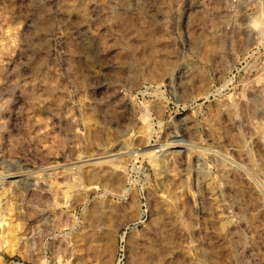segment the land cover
Returning a JSON list of instances; mask_svg holds the SVG:
<instances>
[{
  "label": "rangeland",
  "instance_id": "374dc122",
  "mask_svg": "<svg viewBox=\"0 0 264 264\" xmlns=\"http://www.w3.org/2000/svg\"><path fill=\"white\" fill-rule=\"evenodd\" d=\"M11 258L264 264V0H0Z\"/></svg>",
  "mask_w": 264,
  "mask_h": 264
},
{
  "label": "built area",
  "instance_id": "2783aa9c",
  "mask_svg": "<svg viewBox=\"0 0 264 264\" xmlns=\"http://www.w3.org/2000/svg\"><path fill=\"white\" fill-rule=\"evenodd\" d=\"M5 264H23V262L19 261L16 258H11L5 261Z\"/></svg>",
  "mask_w": 264,
  "mask_h": 264
},
{
  "label": "bare ground",
  "instance_id": "6f19581e",
  "mask_svg": "<svg viewBox=\"0 0 264 264\" xmlns=\"http://www.w3.org/2000/svg\"><path fill=\"white\" fill-rule=\"evenodd\" d=\"M87 45V44H86ZM155 151H151V154L154 153ZM27 182V181H26Z\"/></svg>",
  "mask_w": 264,
  "mask_h": 264
}]
</instances>
